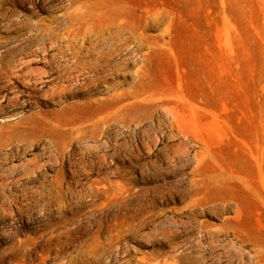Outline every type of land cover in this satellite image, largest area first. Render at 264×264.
Segmentation results:
<instances>
[{
    "label": "rangeland",
    "instance_id": "374dc122",
    "mask_svg": "<svg viewBox=\"0 0 264 264\" xmlns=\"http://www.w3.org/2000/svg\"><path fill=\"white\" fill-rule=\"evenodd\" d=\"M117 10L144 38L95 66ZM234 225L264 238V0H0V264H239Z\"/></svg>",
    "mask_w": 264,
    "mask_h": 264
},
{
    "label": "bare ground",
    "instance_id": "6f19581e",
    "mask_svg": "<svg viewBox=\"0 0 264 264\" xmlns=\"http://www.w3.org/2000/svg\"><path fill=\"white\" fill-rule=\"evenodd\" d=\"M151 13L152 12L147 11L144 15L147 16ZM101 14H99V12L97 14L93 12H87L84 14L76 13L71 15L70 19L75 21V23L85 24V22L90 19L93 20L102 17ZM142 18L138 16L137 19L134 13H126L122 10L113 12L112 16L108 19V24L111 25V29L106 33L107 35L100 32L92 36L93 48L98 49L100 47L94 65L98 66L101 61L112 60L114 56L121 52L130 43L138 42L143 39L144 35L139 32V29L144 26L141 23ZM103 41L108 44L106 46H101ZM26 173L28 174V172ZM231 231L236 235L237 240L240 242L239 245H237L238 248L235 253V257L239 260V264H264V238L239 225H234ZM229 243H231L230 245L232 246L236 245V241L234 240H231Z\"/></svg>",
    "mask_w": 264,
    "mask_h": 264
}]
</instances>
